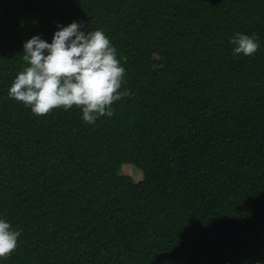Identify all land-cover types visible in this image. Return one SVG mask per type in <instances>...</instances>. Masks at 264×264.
Returning <instances> with one entry per match:
<instances>
[{
    "label": "trees",
    "instance_id": "trees-1",
    "mask_svg": "<svg viewBox=\"0 0 264 264\" xmlns=\"http://www.w3.org/2000/svg\"><path fill=\"white\" fill-rule=\"evenodd\" d=\"M73 20L125 69L94 124L8 96L23 42ZM0 216V264H264V0H0Z\"/></svg>",
    "mask_w": 264,
    "mask_h": 264
},
{
    "label": "clouds",
    "instance_id": "clouds-1",
    "mask_svg": "<svg viewBox=\"0 0 264 264\" xmlns=\"http://www.w3.org/2000/svg\"><path fill=\"white\" fill-rule=\"evenodd\" d=\"M229 43L234 57L252 56L260 48L256 34L236 32ZM21 54L25 64L9 86L8 96L37 116L75 105L82 120L94 124L102 116H113V103L127 94L120 91L125 69L117 49L103 30L86 31L83 21L57 22L51 42L32 35L23 42ZM20 235L0 216V259L15 251Z\"/></svg>",
    "mask_w": 264,
    "mask_h": 264
},
{
    "label": "rangeland",
    "instance_id": "rangeland-1",
    "mask_svg": "<svg viewBox=\"0 0 264 264\" xmlns=\"http://www.w3.org/2000/svg\"><path fill=\"white\" fill-rule=\"evenodd\" d=\"M120 174L129 175L136 182H140L144 178L142 171L132 164H124L120 170Z\"/></svg>",
    "mask_w": 264,
    "mask_h": 264
}]
</instances>
